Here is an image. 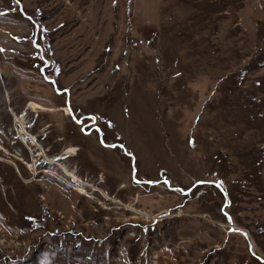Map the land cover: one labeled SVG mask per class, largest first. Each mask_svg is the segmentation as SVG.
<instances>
[{"label": "rangeland", "instance_id": "374dc122", "mask_svg": "<svg viewBox=\"0 0 264 264\" xmlns=\"http://www.w3.org/2000/svg\"><path fill=\"white\" fill-rule=\"evenodd\" d=\"M0 264H264V0H0Z\"/></svg>", "mask_w": 264, "mask_h": 264}, {"label": "bare ground", "instance_id": "6f19581e", "mask_svg": "<svg viewBox=\"0 0 264 264\" xmlns=\"http://www.w3.org/2000/svg\"><path fill=\"white\" fill-rule=\"evenodd\" d=\"M34 140H35V139H34ZM35 141H36V140H35ZM31 142H32V141H31ZM71 181L74 183L75 186H83V185H81V184L78 185V183H77L76 181H73L72 178H71ZM84 186H85V185H84ZM228 227L230 228V230H231V229L234 230V227H230V226H228Z\"/></svg>", "mask_w": 264, "mask_h": 264}]
</instances>
